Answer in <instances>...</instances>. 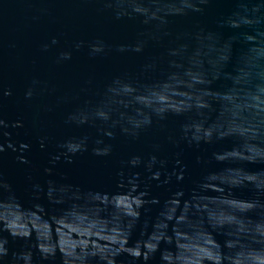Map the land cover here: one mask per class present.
Listing matches in <instances>:
<instances>
[{
  "label": "water",
  "instance_id": "water-1",
  "mask_svg": "<svg viewBox=\"0 0 264 264\" xmlns=\"http://www.w3.org/2000/svg\"><path fill=\"white\" fill-rule=\"evenodd\" d=\"M0 264H264V0H0Z\"/></svg>",
  "mask_w": 264,
  "mask_h": 264
}]
</instances>
